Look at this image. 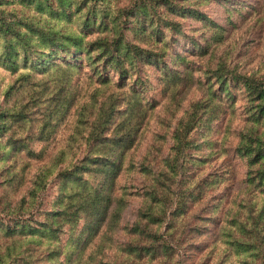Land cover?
Instances as JSON below:
<instances>
[{"label":"trees","instance_id":"trees-1","mask_svg":"<svg viewBox=\"0 0 264 264\" xmlns=\"http://www.w3.org/2000/svg\"><path fill=\"white\" fill-rule=\"evenodd\" d=\"M198 1L129 0L119 7L115 0H0V63L14 75L0 103V264L175 263L181 249L186 253L187 235L205 234L219 212L222 240L203 250L199 264H264V71L242 72L225 60L205 66V94L175 119L167 152H153L150 142L152 152L130 158L141 122L157 104L144 96L152 85L146 72L151 70L165 107L175 112L180 86L193 79L188 53L205 55L223 38L224 27ZM185 18L209 30L203 42L182 29ZM90 33L95 36L86 38ZM75 75L111 91L98 102H77ZM238 101L243 123L229 146L244 159L247 195L221 212L224 196L218 190L228 167L195 171L219 152L211 134ZM74 106L73 134L85 146L81 154L74 157L70 142L60 147L13 200L8 191L22 185L25 171L16 160H42ZM122 174L141 177L135 193L142 197L135 218L124 226L131 238L117 245L125 261L95 262L86 249L108 219L120 218L125 184L119 195L115 191ZM53 186L46 205L37 206ZM194 205L199 214L191 212Z\"/></svg>","mask_w":264,"mask_h":264},{"label":"rangeland","instance_id":"rangeland-1","mask_svg":"<svg viewBox=\"0 0 264 264\" xmlns=\"http://www.w3.org/2000/svg\"><path fill=\"white\" fill-rule=\"evenodd\" d=\"M128 1L129 0H115V3L120 7L124 6ZM195 5L224 27L223 38L220 42L213 44L209 52L205 55H199L194 51V53H188L189 65L193 69V79H191L189 83L180 86L177 95L178 105H176L178 108H175V112L174 106L165 107L164 102L166 97L160 94V85L151 70L146 72L152 85L144 91V96L149 102L155 101L157 104L155 105L154 115H150L148 121L146 118L141 122L136 144L130 154V158L134 161L140 160L145 153L155 152L156 149L158 154H165L168 148H170L172 142L170 132L175 124V119L182 114L183 110L190 102L199 99L205 94V84H202V80L205 78L202 70L205 66H215L218 61L225 60L231 67L242 72L250 73L264 71V0H200L195 2ZM182 29L186 33L194 35L200 42H203V38L210 33L207 28L201 26L199 21L192 18L182 19ZM94 36V34L90 33L86 38H92ZM56 60L61 61L62 59L58 57ZM82 61L85 62L84 59H82ZM90 70L91 68L85 64L84 71L89 72ZM111 73L110 76L115 78L113 72ZM143 74H141V76ZM13 76L11 71L0 63V103L3 100L4 91L8 88ZM143 76H145V74ZM81 78H84L83 75L74 76L75 85L78 87L77 102L85 103L91 100H96L98 102L103 99L105 94L111 91V88H109V91L106 89L104 92H101V87H97L98 85L93 83H88L86 82L87 80H81ZM77 105H79V103L75 104V106ZM238 105L239 101L235 104L236 107L233 112H231L229 106L227 107L228 111L223 114L220 127L216 128L211 134V137L217 141L215 149L219 150V152L215 153L208 159L206 164L203 166L201 165L195 171L196 174L202 175L208 170L228 167V179L219 184V189L221 190H218L224 196V201L220 209L221 212L226 211L229 205L233 204V199H243L247 195V184L245 181L246 165L244 164V159L236 156L229 146L236 140V136L234 135L235 130L243 123ZM75 106L71 108L70 113L64 121L57 125V130L53 136L50 137L49 143H46L47 148L42 160H37L35 158H25V161H21L20 159L16 160V163L19 165L24 163L23 169L25 171H22V185L15 191H8V195L13 198V200L20 194V190H26V188L31 185L39 165L44 162L49 163L51 161V155L57 153L60 147H64L70 142L71 152L75 153L74 157L81 154L82 149L85 147L83 137L79 134H73V132H75L74 123H76V116L74 114ZM36 110H38V108ZM35 120L36 118L33 122H35ZM168 123L170 124L169 127ZM35 124L36 123H34V127ZM226 128L230 129L226 130ZM150 142L154 143L151 147L152 151L147 149V144ZM42 144V141L35 142L33 146L37 149L40 148ZM148 156V158H154L156 160V156H152L151 154ZM141 176L145 183H147L148 180L143 177L142 173ZM140 180V176L139 179H134L126 174H122L119 177L115 194L119 195L118 192L123 189L122 186L124 184L126 186L125 189H127L123 197L125 202L120 211L121 215L118 221L114 220L109 222L108 219L100 228L94 242L87 247L86 255L91 256L93 261H125L121 259L124 255L119 253L117 245L131 238L128 229H124V226L133 221L135 212L141 205L142 197L135 193L140 185ZM49 183L47 182L46 185L48 186ZM51 184L52 183H50V185ZM44 194L46 195V201L38 203L37 206L40 208H43L47 200L54 194V186L46 190ZM198 208V206L194 205L191 208V212L199 214ZM1 215H3V213H1ZM37 215L38 211H36L33 216L40 218ZM188 215L190 216V213L186 212L184 218H188ZM221 219L222 213L219 212L217 221H215V223H209L208 226L205 227L207 228L206 233L201 236L196 233H194L195 235L186 234L187 244L184 247V252L186 253L182 254L183 251L181 249L177 256H175V263L171 262L170 264H199L203 250L216 243L219 238L220 241L222 240V235L219 233V220ZM36 221L38 220H33V223ZM193 222L194 219H191L189 222L187 221V224L191 225ZM82 224L83 220H79L75 227L78 229ZM64 236L63 234V239ZM199 240H203V243L195 247L194 243ZM99 241H102V247L97 249ZM218 249V247H215L214 251ZM143 263V260L136 262V264Z\"/></svg>","mask_w":264,"mask_h":264}]
</instances>
